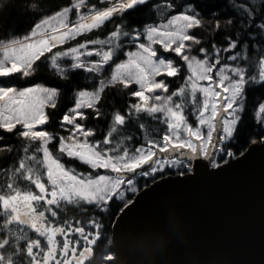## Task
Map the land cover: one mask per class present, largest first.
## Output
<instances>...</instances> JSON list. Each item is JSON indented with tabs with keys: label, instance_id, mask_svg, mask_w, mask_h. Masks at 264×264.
Segmentation results:
<instances>
[{
	"label": "snow or ice",
	"instance_id": "obj_1",
	"mask_svg": "<svg viewBox=\"0 0 264 264\" xmlns=\"http://www.w3.org/2000/svg\"><path fill=\"white\" fill-rule=\"evenodd\" d=\"M99 3L106 6L71 0L69 5L49 15L43 14L49 10L34 0L27 8L39 18L30 31L0 41V130L23 141L25 153L18 166L8 170L7 183L0 190V264L52 261L61 264L57 255L63 258L62 264H89L93 235L90 240L81 227L74 231L89 246L76 255L77 247L70 248V241L65 238L63 246L57 249V234L67 237L63 228L53 222L61 203L78 205L82 200L104 209L114 196L123 198L121 185L126 175L135 176L142 166L147 171L139 174L146 177L170 165L186 164L187 171L192 172V161L198 157L218 168L215 153L225 152L223 142L234 136L242 120L248 90L264 84V0H225L218 8L206 7L204 0H99ZM72 13L75 21L70 20ZM114 19L119 22L103 38L85 39L53 51L57 45L101 29ZM196 29L202 30L199 35L194 33ZM204 31L223 32L221 46L213 42L210 48L198 47ZM156 45L162 53L158 54ZM164 53L174 54L188 72L184 82L170 92L169 82L157 77H176L181 64ZM45 54L62 80H69L70 73L82 70L87 74L86 83L92 85L90 89L73 90L74 102L62 115L60 124L67 136L35 130L49 120L46 106L56 108L58 87L39 83L25 87L2 84V80L15 75L31 77L36 72L35 62ZM121 55L125 58L119 59ZM105 65H111L107 76ZM117 85L128 97L136 98L135 103L126 105L125 114L107 111L101 103L105 90ZM130 86L136 90H130ZM156 90H160L159 95ZM260 113H264V103L259 104L257 115ZM188 115L194 117L195 127L189 123ZM142 117L154 124L141 122ZM89 120L105 121L102 139H90L97 127L90 126ZM129 122L134 123L139 135L135 131L124 134ZM57 137L59 153L54 158L47 145ZM134 137L142 142L133 148ZM33 142H38V147H32ZM261 144L264 145V137ZM40 152L42 161L37 159ZM59 154L75 157L92 169L111 170L112 175L81 178L74 169L65 168ZM233 155L231 150L227 151L228 157ZM41 164L46 169V183L42 182ZM18 180L30 181L38 191L22 189L17 186ZM126 184L135 191L133 179H127ZM41 202L43 210L38 207ZM126 207L120 209L121 213ZM88 223L92 226L94 221ZM28 230L44 238L46 248ZM72 231L69 227L68 232Z\"/></svg>",
	"mask_w": 264,
	"mask_h": 264
},
{
	"label": "water",
	"instance_id": "obj_2",
	"mask_svg": "<svg viewBox=\"0 0 264 264\" xmlns=\"http://www.w3.org/2000/svg\"><path fill=\"white\" fill-rule=\"evenodd\" d=\"M219 165L136 192L112 224L119 264H264V145Z\"/></svg>",
	"mask_w": 264,
	"mask_h": 264
},
{
	"label": "trees",
	"instance_id": "obj_3",
	"mask_svg": "<svg viewBox=\"0 0 264 264\" xmlns=\"http://www.w3.org/2000/svg\"><path fill=\"white\" fill-rule=\"evenodd\" d=\"M34 0H0V3H3V7H0V41H6L8 39H13L26 35L30 31L31 27L35 24L36 20L39 18L35 16L33 11L27 8V5L33 3ZM43 8L48 9L49 11L43 14H51L52 11L58 10L60 7L67 6L71 3V0H35ZM89 5L95 4L97 7H102L106 5H101L99 0H88ZM155 2V0H151ZM225 0H204L206 7L209 8H218L220 7ZM238 2V0H237ZM75 19V14H70V20ZM118 19H114L111 22H106L101 29L92 30L89 33L81 34V36L75 38L72 41H66L64 45H57L53 51L63 50L65 47H71L75 43L83 42L85 39H95L103 38L108 31L112 30L115 23H118ZM208 22V17H205V23ZM140 23V22H137ZM195 34H200L202 30L196 29L193 30ZM223 32L213 34L209 31H204L203 42L198 47L210 48L213 42H216L218 46H221V38ZM226 46V45H223ZM253 55L250 53V56ZM42 56L38 61L35 62L36 72L29 78H21L19 75H15L11 79L2 80V84L8 86H17L25 87L34 84H42L44 86H56L60 89V97L57 102V106L53 109L51 106H46L45 114L49 116V120L38 130L48 131L51 133H58L61 131L60 123L61 117L64 112L72 106L73 99L72 93L74 89L87 87L91 88L92 85L86 83V73L82 70H76L75 72L70 73L71 79L62 80L55 71L50 67V62ZM175 59L181 64V71L176 77H166V81L169 82V92L174 90L175 87H178L184 82V77L188 74L186 65L182 61H179V58ZM110 68V65H109ZM109 70V69H108ZM251 74V73H250ZM121 86L117 85L115 88H108L103 94L102 104L106 105L107 111H121L122 114L126 112V105L129 102L135 103V98H130L127 96L126 91L122 92ZM130 90H132L130 88ZM264 103V84H261L259 87L251 88L247 92L246 106L245 110L242 113V120L239 122V125L236 129L234 136L231 140H225L223 142V147L225 152H217L216 159L218 164H221L225 161H228L240 154L245 150L249 149L253 144H257L261 141V137L264 136V130H261L262 123L258 120L257 113L259 112V104ZM86 112L88 110H85ZM190 113V108L187 110ZM259 116L264 119V113H260ZM110 119V117H109ZM188 121L191 125L195 124V119L191 115H188ZM141 122H147L149 124H154V122L147 120L145 121L142 117ZM90 126H96L97 132L90 139L100 140L102 139L101 133L106 131V123L103 120H89ZM20 127L19 125L17 126ZM135 131L139 135V130L135 128L133 122H129L126 126L124 134L127 135L129 132ZM141 139L134 137L132 141V147L137 146ZM51 149L54 151L57 156L59 152L56 151L53 143L49 144ZM5 147L11 148V151H2L0 150V190L4 189V186L7 183V172L11 167L18 166L19 158L22 155H25L23 148L24 142L16 139L11 134L4 133L3 130H0V149ZM32 147H38V142H33ZM231 150L234 155L230 158L227 156V151ZM27 155H32V152L29 151ZM221 157L223 160H221ZM37 159L42 161L41 152L37 153ZM59 159L62 164L65 165V168H72L75 170V173H79L80 176H96L97 174L104 171V169H92L87 164L79 161L75 157H67L66 154H59ZM40 167V174L42 176V182L46 183V177L42 164ZM177 171H172L165 168L162 171H158L150 176H138L135 178L134 188L138 190L143 186L149 185L155 179L166 176L168 174L175 173H185L187 172L186 165L178 166ZM17 186L22 189L27 188L32 191H38L35 189L34 185L30 181L18 180ZM132 192L128 193L125 198H129ZM131 199V197H130ZM40 210H43V202L38 206ZM123 208V202L120 199L113 197L109 200L106 208L99 209L94 203L79 202L78 205H69L66 203H61V209L58 211V216L53 221L57 226L63 228L67 233V237L64 235H58L55 237L57 249L63 246V240L65 238L70 241L71 246L75 245L77 250H80L84 247L89 246L83 240V238L77 234L74 230L76 227H81L84 230V233L91 237L93 235L94 245L92 246V252H100L103 248H106L109 252L114 254V246L111 241L112 233V224L117 218L120 209ZM50 218V217H49ZM51 219V218H50ZM94 221L92 226H89V221ZM96 224H99L100 227L96 228ZM73 229L72 232H68V228ZM29 235L32 238H37L41 240L42 247L46 248V241L44 238L38 237V235L32 231L28 230ZM99 237L96 239V237ZM57 260L61 261L63 258L57 255ZM51 264H56L55 261H52ZM107 264H119L118 259L115 255L108 260Z\"/></svg>",
	"mask_w": 264,
	"mask_h": 264
},
{
	"label": "rangeland",
	"instance_id": "obj_4",
	"mask_svg": "<svg viewBox=\"0 0 264 264\" xmlns=\"http://www.w3.org/2000/svg\"><path fill=\"white\" fill-rule=\"evenodd\" d=\"M75 19H76V17H75ZM75 19L73 20V21H75ZM141 42H144L143 40H141ZM129 47H134V46H129ZM156 48H157V50H158V54H160V53H162L163 52V50L162 49H160V47H159V45H156L155 46ZM125 50H128V47H126V49ZM193 54H196V53H193ZM230 54V53H229ZM164 55H167V56H171L172 58H174L175 59V55L174 54H172V53H164ZM222 56L223 55H225V54H221ZM93 58H95V57H93ZM125 57L123 56V55H121L120 57H119V59H124ZM65 62H68L67 61V59L65 58ZM110 68H111V65H110ZM110 68H109V65H105V71H104V74H105V76H107L108 74H109V72H110ZM109 69V70H108ZM188 75V74H187ZM160 78H164L165 80H166V76H163L162 75V77H157V79H160ZM42 85V84H41ZM29 86H31V85H29ZM44 86V85H43ZM130 88L132 89V90H136V88H135V86H130ZM156 94L157 95H159L160 94V90H156ZM135 100H136V98H135ZM258 120L262 123V121H264V119L263 118H261L260 116H258ZM191 123V122H190ZM61 124V123H60ZM43 125H38V126H36V128H35V130H37V131H41V130H38V129H40L41 127H42ZM193 127H195L196 126V124H194V125H192ZM58 134L59 135H63V136H67V132L65 131V129H63V128H61V131H58ZM51 143H53V145H54V147L56 148V151L57 152H59V148H58V144H59V140H58V137L56 138V139H54L53 141H50L49 142V144H51ZM141 143V142H140ZM139 143V144H140ZM47 145L48 147H49V150H50V152L53 154V156H54V158L56 157V155H55V153H54V151L51 149V146L50 145ZM138 144V145H139ZM137 145V146H138ZM136 147V146H135ZM134 148V147H133ZM217 153V152H216ZM216 153H215V156H216ZM43 156V154H42V152H41V157ZM198 158H201V157H198ZM198 158H196V159H198ZM186 165V164H185ZM178 166H175V165H170V166H167L166 168L167 169H169V170H172V171H177V168ZM209 168H212L210 165H209ZM44 169V168H43ZM141 171H147V167L146 166H142L140 169H137L136 170V175L135 176H133L132 174H127L126 175V177H125V182H123L122 183V185H121V189L123 190V192H124V196H123V198L121 199L120 197H116V196H114L115 198H117V199H120L122 202H123V207L126 205V204H128L132 199H133V196L135 195V193L136 192H138L141 188H139L138 190H136L135 188H134V183H135V178L136 177H138V176H142V175H140L139 173L141 172ZM159 171H162V170H159ZM186 171H187V169H186ZM188 172V171H187ZM187 172H185V173H187ZM194 171H192V172H188V173H193ZM44 173H46V169H44ZM178 174H182V173H175V174H168V175H178ZM97 175H112V173H111V170H105L104 169V171H102L101 173H99V174H97ZM45 177H46V174H45ZM81 178H83V176H80ZM95 177V176H94ZM93 177V178H94ZM127 179H133V188L135 189V191H131V190H129L128 189V186H127V184H126V180ZM143 187H145V186H143ZM130 192H132V195L130 194V196H129V198H125L126 197V195L128 194V193H130ZM130 197H131V199H130ZM80 202H82V200L80 201ZM83 202H85V201H83ZM86 203H88V202H86ZM58 235H60V234H58ZM111 241H112V239H111ZM113 255H115V252H114V254H112V252H109L106 248H103L100 252H96V253H92V259L89 261V264H107L108 263V260L110 259V258H112L113 257ZM116 256V255H115Z\"/></svg>",
	"mask_w": 264,
	"mask_h": 264
},
{
	"label": "flooded vegetation",
	"instance_id": "obj_5",
	"mask_svg": "<svg viewBox=\"0 0 264 264\" xmlns=\"http://www.w3.org/2000/svg\"><path fill=\"white\" fill-rule=\"evenodd\" d=\"M78 254H79V250H77V253H76V255H78ZM68 255H69V256H71V255H72V253L69 251Z\"/></svg>",
	"mask_w": 264,
	"mask_h": 264
},
{
	"label": "bare ground",
	"instance_id": "obj_6",
	"mask_svg": "<svg viewBox=\"0 0 264 264\" xmlns=\"http://www.w3.org/2000/svg\"><path fill=\"white\" fill-rule=\"evenodd\" d=\"M253 146H254V144H253L251 147H253ZM251 147H250V148H251Z\"/></svg>",
	"mask_w": 264,
	"mask_h": 264
},
{
	"label": "built area",
	"instance_id": "obj_7",
	"mask_svg": "<svg viewBox=\"0 0 264 264\" xmlns=\"http://www.w3.org/2000/svg\"><path fill=\"white\" fill-rule=\"evenodd\" d=\"M262 137H264V136H262Z\"/></svg>",
	"mask_w": 264,
	"mask_h": 264
}]
</instances>
